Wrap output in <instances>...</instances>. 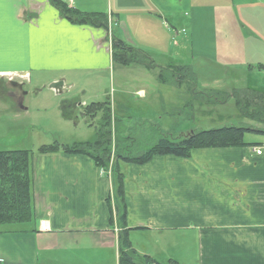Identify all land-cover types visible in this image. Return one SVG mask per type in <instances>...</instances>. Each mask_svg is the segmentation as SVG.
<instances>
[{"label":"crops","instance_id":"obj_1","mask_svg":"<svg viewBox=\"0 0 264 264\" xmlns=\"http://www.w3.org/2000/svg\"><path fill=\"white\" fill-rule=\"evenodd\" d=\"M63 1L84 12L105 13L108 24L71 21L50 0H0V82L21 84L46 74L51 82L62 80V88H72L79 75L101 77L114 64L113 36L150 58L163 54L173 60L178 56L175 48L190 41L194 55L196 46L211 38V51L202 52L207 61L225 66L226 74L242 81L249 72H264L253 66L264 65V0ZM191 73L161 66L158 81L177 89L184 105L167 106L158 117L152 113V118L142 119L136 111L141 99L147 108L157 102L148 95L153 87L132 91L138 103L129 102L135 111L128 117L133 125L151 126L154 142L162 135L181 137L198 130L189 123L180 130L166 126L163 116L192 121L199 103L194 99L201 90L211 93L205 97L209 102H220L226 94L233 99L249 89L264 90L248 84V79L242 86L200 89L189 79L198 74L193 69ZM8 75L16 77L10 81ZM122 88L128 97V88ZM23 89L14 85L1 91L17 100L8 105L14 112L27 109ZM97 91L99 97L105 93ZM104 101L110 102H91ZM159 101L160 106L172 105L163 95ZM245 140L253 144L198 148L188 158L157 155L143 164L118 159L125 176L126 228L132 247L162 264L169 259L180 264H264V142ZM77 141L86 140L70 143ZM258 147L261 154L255 151ZM32 173L34 219L27 226H0V264H39L40 253L84 251L95 256L110 252L114 264H120L121 227L113 180L96 161L85 153L36 150ZM41 219L49 221L51 231H40ZM150 244L159 246L152 249ZM46 258L45 264L54 261L50 255ZM70 260L86 264L81 256Z\"/></svg>","mask_w":264,"mask_h":264},{"label":"rangeland","instance_id":"obj_2","mask_svg":"<svg viewBox=\"0 0 264 264\" xmlns=\"http://www.w3.org/2000/svg\"><path fill=\"white\" fill-rule=\"evenodd\" d=\"M118 33L117 31L115 32V34ZM208 39L211 42V38ZM208 39L205 42L202 41L201 45L196 46L198 50L194 55L191 54V50H193L192 44L188 41V44L182 45L179 50L175 48V54L178 53L175 60L163 54H154V57L152 56L151 58L155 60L156 66L152 68L142 65L122 66L113 64L108 71L102 73L101 77L79 75L75 79L77 81L76 86L72 88H62L60 86L59 92L51 87L53 83L51 82V75L48 76L46 74L37 78L33 77L32 81L30 79L25 80L21 84L7 81L0 82V85H2V89L0 88V149H33L36 151L39 146L51 144L54 141L70 143L74 140H91L101 125L102 113L99 112L90 121L83 114L84 105L91 101L109 100L111 102L109 126L112 136L111 152L106 166L100 167L109 177L112 176L118 160V153L136 156L155 143V140H152L151 137V126L145 124L133 125L132 119L128 117V114L135 111L133 105L129 103L131 101L136 102V100L131 98L133 96L132 91L135 88L147 86V90H149L148 87H153V89L149 90L148 95L152 96V99L157 97V102L152 103L149 108H147L143 99L139 100L138 110L136 111L143 115L142 119L152 118V113L155 114V117L161 116L167 106L181 107L184 105V102L182 104L180 102L182 94L177 89L173 88L171 84L163 85L158 81L157 72L161 66H170L175 69L182 67L188 69L190 75L192 74L191 69H193V73L195 74L196 72L198 78L189 77V79H194L198 86H201L200 89L209 87H219V89H224L222 87H225L227 89L230 84L242 86L247 83L245 79H248V84L251 86L264 87V72H249L248 77L243 75L242 81H240V78L226 74L227 69L225 66L207 61L206 58L208 57L202 51H211ZM253 66L256 68L259 64H254ZM14 85L24 88L22 95L24 97L23 104L27 106L26 110L12 111L9 106H14L17 100L4 96L1 92L3 89H8ZM186 85H188L187 81H185L184 86ZM122 87L128 88V97L126 93L121 92L123 90ZM99 89H102L103 92L105 91V93L100 92L101 97L98 96L97 90ZM160 95L167 97L170 101L169 104L172 105L160 106ZM209 95L211 93H208L207 90H201L198 97L194 99V101H199V103L196 104L197 109L194 110V119L192 121L191 119L184 120L164 115V125H172L176 129L179 128V130L186 128L187 123L196 125L198 130L231 125L264 129V121L251 120L241 113L239 106L236 104L238 94L233 99L227 94L225 95L226 97L221 94L224 99L220 102L207 101L205 97ZM1 96L5 97V99H2ZM5 100L6 103L4 102ZM122 100L123 104H119ZM83 101L85 102L84 105H75V102L82 103ZM177 102L179 103L178 105H176ZM121 105H123L122 108L124 106L126 108L124 110L119 109ZM65 110L71 111L68 112L70 118L64 116ZM73 116H75V120L71 119ZM76 118L79 120L77 123H75ZM89 121L92 123L90 124ZM115 135H117L116 138H114ZM130 137L133 138V142L130 141ZM245 138L264 142V135L253 132V130L247 131ZM4 225L27 226L24 223ZM158 246L150 244L152 249ZM49 255L54 260L51 264H78L70 260L73 256L76 258L81 256L86 264H114L113 256L110 252L95 256L88 251L79 254L69 252L40 253L39 264H45V261H47L46 257ZM59 258L62 261H58Z\"/></svg>","mask_w":264,"mask_h":264},{"label":"trees","instance_id":"obj_3","mask_svg":"<svg viewBox=\"0 0 264 264\" xmlns=\"http://www.w3.org/2000/svg\"><path fill=\"white\" fill-rule=\"evenodd\" d=\"M61 14L71 21L91 23L94 25L108 24V16L103 12H84L70 7L63 0H50ZM114 64L122 66L142 65L152 68L155 65L150 56L142 49L129 45L122 39L112 38ZM264 68V65L256 67ZM236 104L241 113L255 121H264V90L249 89L247 93H238ZM84 115L90 120L102 113L100 127L92 140L61 143L54 141L43 144L37 151L41 153L62 151L65 153H85L90 155L99 166H106L110 154L111 107L108 101L91 102L84 106ZM64 116L70 118L65 110ZM90 120V121H91ZM89 123L91 124L92 122ZM264 133V129H254L245 126H224L214 129H202L188 135L174 137L162 135L150 148L136 156L118 153L117 159L143 164L157 155H174L182 158L191 156L198 148L229 147L251 145L245 140V133L252 131ZM134 140L132 139V142ZM32 149H0V224L32 223L35 216L33 195ZM116 215L121 231L119 232V263L120 264H162L147 254H141L131 245L128 237L127 205L125 202V176L118 164L112 173ZM166 264H180L175 259H169Z\"/></svg>","mask_w":264,"mask_h":264},{"label":"built area","instance_id":"obj_4","mask_svg":"<svg viewBox=\"0 0 264 264\" xmlns=\"http://www.w3.org/2000/svg\"><path fill=\"white\" fill-rule=\"evenodd\" d=\"M8 77L10 79L13 78L12 75H9ZM255 151H256V153L261 154L262 153V148H255ZM39 228H40L41 231H49L50 230V224H49L48 220L42 219L40 221Z\"/></svg>","mask_w":264,"mask_h":264},{"label":"water","instance_id":"obj_5","mask_svg":"<svg viewBox=\"0 0 264 264\" xmlns=\"http://www.w3.org/2000/svg\"><path fill=\"white\" fill-rule=\"evenodd\" d=\"M64 82L62 80L55 81L51 84V87L55 90H59L60 86H63Z\"/></svg>","mask_w":264,"mask_h":264}]
</instances>
